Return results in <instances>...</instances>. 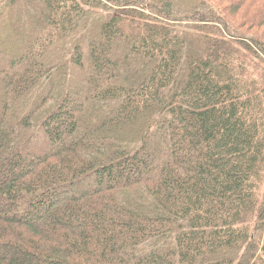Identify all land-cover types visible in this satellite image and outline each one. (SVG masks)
I'll use <instances>...</instances> for the list:
<instances>
[{"label":"trees","instance_id":"obj_1","mask_svg":"<svg viewBox=\"0 0 264 264\" xmlns=\"http://www.w3.org/2000/svg\"><path fill=\"white\" fill-rule=\"evenodd\" d=\"M175 1L0 0V264H264V0Z\"/></svg>","mask_w":264,"mask_h":264},{"label":"rangeland","instance_id":"obj_2","mask_svg":"<svg viewBox=\"0 0 264 264\" xmlns=\"http://www.w3.org/2000/svg\"><path fill=\"white\" fill-rule=\"evenodd\" d=\"M179 1H180V0H179ZM181 1H183V0H181ZM209 1H210V2H213V1H215V0H208V2H209ZM236 1H237V0H216V2L220 3V4H221V7H222L223 9H225V11H227L228 14H231L232 11H234V8H232V6L235 5ZM175 2H177V4H176V11H182V10H184L185 8H187L186 5H185L184 3H182V2H178V0L175 1ZM198 2H200V0H197L196 3H198ZM246 6L249 7V6H251V4L247 3ZM250 8H251V7H250ZM250 8H246V9H244V10L241 9L240 11H238V13H237V18L235 19V24H236V25L242 24V21H244L245 17H247V15H248V12H247V11L251 10ZM225 11H224V12H225ZM245 20H247V19H245ZM244 26H245V25H244ZM245 29H246V28L243 27L242 30H245ZM253 31H254L253 34H255L256 36H258V37H260L261 39L264 40V27H262V28H258V29H254Z\"/></svg>","mask_w":264,"mask_h":264}]
</instances>
